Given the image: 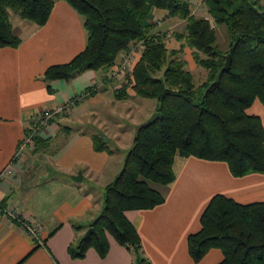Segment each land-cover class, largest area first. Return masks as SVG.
<instances>
[{
    "label": "trees",
    "instance_id": "obj_1",
    "mask_svg": "<svg viewBox=\"0 0 264 264\" xmlns=\"http://www.w3.org/2000/svg\"><path fill=\"white\" fill-rule=\"evenodd\" d=\"M82 20L83 49L64 64L47 67L41 79L49 83L69 81L85 72H99L113 86L115 101L129 98L127 90L139 98L155 102L160 115L150 126L133 133L122 166L114 179L101 190L99 214L86 225L70 221L73 231L92 227L95 234L76 237L66 246L70 258H82L88 249L98 257L108 249L107 236L132 256V264H148L142 254L139 236L127 220V211L151 210L163 196L151 186L173 181L175 156L222 162L234 178L249 174L264 176V131L256 116L245 114L254 100L264 108V11L257 0H201L209 17H196L188 0H61ZM52 0H0V48L15 49L20 40L11 32L8 11L21 20L42 27L52 8ZM165 12L170 19L184 23L174 34L179 42L167 50L162 36L153 32V13ZM222 25L227 40L221 50L216 43L215 26ZM141 50L125 82L106 79V71L132 45ZM188 50L204 79L193 84L178 56ZM230 56L229 69L212 84ZM85 88L71 102L91 96ZM41 138L32 139L40 144ZM92 150H106L100 135L91 136ZM209 248H217L221 259L215 264H264V203L238 204L214 195L199 216V228L186 236L187 254L199 261Z\"/></svg>",
    "mask_w": 264,
    "mask_h": 264
},
{
    "label": "crops",
    "instance_id": "obj_2",
    "mask_svg": "<svg viewBox=\"0 0 264 264\" xmlns=\"http://www.w3.org/2000/svg\"><path fill=\"white\" fill-rule=\"evenodd\" d=\"M52 1L42 27L14 14L11 22L8 13L11 32L20 43L15 49L0 48V174L10 172L0 178V264H132L131 254L109 236L102 258L93 249L82 258H70L66 252L67 244L85 230L73 231L70 221L86 225L94 219L101 210L102 188L120 171L108 141L103 144L110 154L92 150L91 136H107L105 126L98 120L95 127L87 124L95 119L96 108L119 101L112 98L113 86L92 71L67 82L52 81L47 92L44 70L68 62L85 44L81 18L63 1ZM162 13L154 12L153 20ZM87 87L94 93L71 105L67 116L52 118L42 143L22 145L36 112L63 104ZM245 114L256 116L264 131V108L257 100ZM172 172L170 184L151 186L163 196L160 205L124 216L134 226L148 264H215L222 257L217 248L193 262L186 236L199 228V216L214 195L238 204L264 203V176L234 178L222 162L178 156ZM77 173L80 181L70 180ZM2 208H12L20 220L34 224L36 237L2 217Z\"/></svg>",
    "mask_w": 264,
    "mask_h": 264
},
{
    "label": "rangeland",
    "instance_id": "obj_3",
    "mask_svg": "<svg viewBox=\"0 0 264 264\" xmlns=\"http://www.w3.org/2000/svg\"><path fill=\"white\" fill-rule=\"evenodd\" d=\"M188 2L192 15L209 19L206 14V8L201 0H188ZM257 3L259 8L264 11V0H257ZM8 13L9 20L12 22V20L16 17H14V15H12L13 13L10 11H8ZM152 17L150 20L151 22L153 20ZM157 17L158 18H154L153 20L155 23L153 32H157L162 36V41L167 50L177 49L179 42L174 38V34L182 32L184 23L182 21L166 17L165 12ZM215 33L218 47L221 50H224L227 44L224 27L222 25L215 26ZM133 50L138 54V49L136 47H134ZM178 57L187 62L185 69L191 74L193 84H199L205 77V71L193 64L188 50L185 49L183 54H180ZM132 59H134V57ZM127 93L129 94V98L127 100L119 101L112 105H108L109 103H107L106 105H103L104 107L99 106L94 112L95 119L87 121V124L89 125L88 127H95V122L97 120L101 126H105L104 129L107 133L105 138L108 139L106 145H108L109 150H111L114 156H116V159L119 158L118 163H121V166L123 157L131 145L134 127L143 122L151 113H153L155 105V102L152 100L139 98L137 96L135 97L130 90H127ZM105 111H107V113ZM104 113H106V115ZM117 153L118 155H116ZM2 209V217L15 220L21 227L22 223H26L15 215L16 213L12 210V208ZM31 225L34 226V224Z\"/></svg>",
    "mask_w": 264,
    "mask_h": 264
},
{
    "label": "built area",
    "instance_id": "obj_4",
    "mask_svg": "<svg viewBox=\"0 0 264 264\" xmlns=\"http://www.w3.org/2000/svg\"><path fill=\"white\" fill-rule=\"evenodd\" d=\"M134 47L138 49V53L140 52V44L132 45L126 53H121L118 55L117 63L112 65L105 73L107 80L116 82V88L125 82V76L130 73L134 62L138 57V54L133 50ZM133 57L134 59H132ZM71 105H73V102L67 101L52 108L43 109L39 112H36L31 118L30 129L27 136L23 139L22 145H26L28 143L32 144L31 141L35 137L43 138L47 133V128L50 120L55 116H67L70 113ZM9 173V169H4L0 174V178H2V176L8 175ZM34 226H32L31 224L22 223L23 229L31 237H36L37 234V227Z\"/></svg>",
    "mask_w": 264,
    "mask_h": 264
},
{
    "label": "water",
    "instance_id": "obj_5",
    "mask_svg": "<svg viewBox=\"0 0 264 264\" xmlns=\"http://www.w3.org/2000/svg\"><path fill=\"white\" fill-rule=\"evenodd\" d=\"M229 65H230V56L227 55L225 57V60H224V63L222 65V67L217 72L212 84H217L218 83L222 73L229 69ZM157 119H160V115L157 112L151 113L143 122L137 124L134 127V133L137 134L140 129H143V128H146V127L150 126ZM100 140H101L102 143H106L108 141V139L105 138L104 136H100ZM80 177H81V174L77 173L75 176H71L70 180H72L73 182H78V181H80ZM90 234H95V231H94V229L92 227H87L84 230L82 237H87Z\"/></svg>",
    "mask_w": 264,
    "mask_h": 264
}]
</instances>
